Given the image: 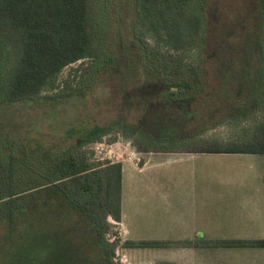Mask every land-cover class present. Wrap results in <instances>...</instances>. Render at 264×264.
<instances>
[{"label":"trees","instance_id":"trees-1","mask_svg":"<svg viewBox=\"0 0 264 264\" xmlns=\"http://www.w3.org/2000/svg\"><path fill=\"white\" fill-rule=\"evenodd\" d=\"M259 1L264 15V0ZM205 2L199 0V9L193 12L194 0H133L135 24L152 39L144 52L145 70L153 92L165 98L157 100L164 108L148 122L143 113L137 124L114 119L108 125L72 126L63 133L39 131L37 139L28 140L30 147L19 146L9 136L12 133L2 134L0 264H96L98 260L121 264L115 260L120 239L111 241L109 236L111 227L122 219L123 163L95 160L92 151L84 149L113 129L133 139L141 153L264 155V105L258 104L264 97L246 98L223 112L220 104L215 105L206 121L200 118L197 129L190 127L188 134L176 136L196 116L189 109L190 101L204 89ZM91 4L92 0H0V99L23 102L43 97L56 103L86 93L95 80V62L103 55L109 61L116 57L96 45ZM86 60L90 64L84 66ZM79 61L82 67L75 68L74 76L85 80L81 86L66 81L56 93L41 95L45 89L60 88L62 71ZM247 68L253 73L260 66ZM129 95L125 94L127 101ZM145 99L142 96L140 102ZM154 104L151 108L157 107ZM249 118L259 121L244 135L203 138L208 127ZM148 123L164 129L152 138L144 130ZM18 238L17 246L11 247ZM170 244L158 239L123 241L124 247ZM204 246L264 248V238H230Z\"/></svg>","mask_w":264,"mask_h":264},{"label":"rangeland","instance_id":"rangeland-1","mask_svg":"<svg viewBox=\"0 0 264 264\" xmlns=\"http://www.w3.org/2000/svg\"><path fill=\"white\" fill-rule=\"evenodd\" d=\"M198 3L199 0H194L191 11L199 9ZM261 9L259 0H206L203 55L207 72L204 89L190 101L189 108L198 117H191L190 125L182 126L176 136L188 134L190 127L197 129L200 118L206 121L215 105L220 104L223 112L230 105L246 102V98L264 97ZM134 15L133 0H92L96 45L116 57L109 61L106 55L100 56L95 62V80L84 95L73 94L56 103L43 97L23 102L1 98L0 137L12 133L9 136L19 146L30 147L28 140L37 139L39 131L63 133L72 126L108 125L114 119L137 124L143 113L147 114L148 122L156 110H163L162 102L160 105L157 100L165 98L156 96L150 74L145 70L144 52L152 39L135 24ZM80 64L79 61L67 66L58 78L60 88L45 89L41 95L56 93L66 81L81 86L85 80L74 76L75 68L82 67ZM89 64V60L83 62L84 66ZM247 66L260 69L251 73ZM127 93L129 101L125 99ZM140 94L146 98L143 102ZM152 102L157 107L151 108ZM258 102L260 107L264 105V99ZM254 121L259 119L211 126L202 135L207 139L238 137ZM148 125L152 128L146 126L144 130L150 131V137L164 129L159 123ZM84 149L91 150L95 160L123 162L130 154H137L131 162H123V224L127 227L114 224L110 229V240L120 239L116 257L121 264H264V248L204 247V240L209 238L264 237V155L165 151L163 160H153L141 168L134 164L142 156L134 140L118 129ZM111 149L118 153L113 156ZM127 228L133 238L161 239L175 232L183 238L194 237L198 242L128 250L123 246L124 239L131 238L126 234ZM18 241L19 238L11 247H16Z\"/></svg>","mask_w":264,"mask_h":264},{"label":"crops","instance_id":"crops-1","mask_svg":"<svg viewBox=\"0 0 264 264\" xmlns=\"http://www.w3.org/2000/svg\"><path fill=\"white\" fill-rule=\"evenodd\" d=\"M142 156H138V163H134L135 165L136 164H138L137 166H139V167H141V168H143L145 165H147L148 164V162H151V161H153V160H163V158L164 157H162V155H163V152H148V153H140ZM124 161H132V159H129V158H127V159H124L123 160V162ZM122 162V163H123ZM142 162V166L141 165H139L140 163ZM123 184H124V169H123ZM123 196H124V188H123V194H122V219H121V221L120 222H117V224L119 225H121L122 227H123V229L125 228L126 229V227L124 226V224H123V216H124V213H123V205H124V198H123ZM129 196V195H128ZM128 201H129V199H128ZM131 211V210H130ZM132 212V211H131ZM120 226V227H121ZM122 229V230H123ZM126 234H127V236L129 237L130 236V232H129V229L127 228V230H126ZM181 235L179 234V233H175V232H169L168 234H166V237L165 238H161V239H159V238H154V239H158V240H164V241H169L170 243H177V242H181V243H187V242H198V240L197 239H194V237H190L189 235L188 236H186V238H183V237H180ZM131 238H125L124 239V241L125 240H142V239H140V238H133L132 236H130ZM230 238H240V237H219V238H217V237H215V238H209V239H206V240H204V242H212V241H219V240H223V239H230ZM242 238H254V237H242ZM257 238H260V237H257ZM264 238V237H263ZM205 247V246H204ZM206 247H209V246H206ZM126 248H128V250H130V248L131 249H134V248H137V247H126ZM209 248H214V246H212V247H209ZM219 248H223V247H219ZM227 248V247H226Z\"/></svg>","mask_w":264,"mask_h":264},{"label":"built area","instance_id":"built-area-1","mask_svg":"<svg viewBox=\"0 0 264 264\" xmlns=\"http://www.w3.org/2000/svg\"><path fill=\"white\" fill-rule=\"evenodd\" d=\"M110 152H112V155H113V156H114V154H117V153H118V151H116V150L113 151V149H111ZM136 156H137V154L132 153V154H130V156H128V158H129V159H132V157L136 158ZM137 159H138V157H137ZM117 161H118V160H117Z\"/></svg>","mask_w":264,"mask_h":264},{"label":"flooded vegetation","instance_id":"flooded-vegetation-1","mask_svg":"<svg viewBox=\"0 0 264 264\" xmlns=\"http://www.w3.org/2000/svg\"><path fill=\"white\" fill-rule=\"evenodd\" d=\"M117 258H118V257H116V258H115V260H117V261H118V259H117Z\"/></svg>","mask_w":264,"mask_h":264},{"label":"water","instance_id":"water-1","mask_svg":"<svg viewBox=\"0 0 264 264\" xmlns=\"http://www.w3.org/2000/svg\"><path fill=\"white\" fill-rule=\"evenodd\" d=\"M139 165H142V162Z\"/></svg>","mask_w":264,"mask_h":264}]
</instances>
